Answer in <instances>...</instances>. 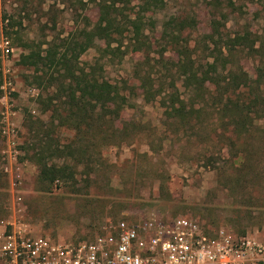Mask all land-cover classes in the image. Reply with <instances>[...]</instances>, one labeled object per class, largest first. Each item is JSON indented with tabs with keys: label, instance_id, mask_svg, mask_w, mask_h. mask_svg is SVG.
Instances as JSON below:
<instances>
[{
	"label": "rangeland",
	"instance_id": "rangeland-1",
	"mask_svg": "<svg viewBox=\"0 0 264 264\" xmlns=\"http://www.w3.org/2000/svg\"><path fill=\"white\" fill-rule=\"evenodd\" d=\"M98 1L0 0V46L8 40L11 48L5 53L0 47V218L19 196L18 204L34 232L53 240L77 242L92 237L111 220H136L156 212L196 218L209 235L222 228L234 236L247 235L264 242V141L255 137L252 166L242 170L243 180L236 185L235 167L241 158H236L225 137L209 136L214 127L219 130L218 121L207 114L196 129L176 132L177 127L165 124L159 99L132 100V107L123 116L136 124L128 137L107 139L88 167L76 166L75 181L58 182L48 191L41 190L28 148L33 142L28 132L30 121L42 120L43 128L61 143L71 137V132L63 128L50 131L49 113L42 112L37 99L40 88L31 81L30 69L19 64V57L26 43H42L82 25L83 14L93 20L99 12ZM137 1L127 4V14ZM163 1L145 30L152 44L149 56L159 59L172 56L160 39L164 19L194 16L196 26L184 34L194 42L210 30L214 12L209 0ZM234 1L244 14L226 7V30L233 33L243 24L260 30L264 0ZM5 28L12 33L5 34ZM128 41L127 36L124 44ZM98 54L92 48L81 60L92 61ZM143 57V50L135 53L130 45L121 57H107L104 75L111 81L125 79ZM243 65L252 70L251 60L243 59ZM207 112L215 115L212 107ZM4 121L10 128L9 136L2 134ZM17 166L22 183L12 188Z\"/></svg>",
	"mask_w": 264,
	"mask_h": 264
},
{
	"label": "trees",
	"instance_id": "trees-1",
	"mask_svg": "<svg viewBox=\"0 0 264 264\" xmlns=\"http://www.w3.org/2000/svg\"><path fill=\"white\" fill-rule=\"evenodd\" d=\"M130 3L99 0L93 20L83 14L84 23L63 36L24 45L19 64L30 69L31 81L40 88L37 99L42 112L49 113L50 131L71 132L61 143L43 128L42 120L30 121L33 142L28 148L41 190L75 181L76 166L88 167L107 139L128 137L136 124L123 116L138 97L145 102L159 99L165 124L177 127L176 132L196 129L207 114L218 121L219 130L214 127L209 136L225 137L236 158H241L234 178L240 185L242 172L252 166L255 137L264 141V21L260 30L243 24L231 33L226 30L225 8L244 14L241 7L234 0H209L214 9L210 30L194 42L184 35L196 26L194 16L173 15L162 21L160 39L172 56L159 59L149 56L152 44L145 30L164 1L138 0L127 14ZM12 25L9 20L8 26ZM4 33L12 32L5 28ZM130 45L135 53L144 51L143 59L137 60L127 78L111 81L104 75L107 57H121ZM92 48L98 56L82 61ZM243 59L252 61L251 71ZM1 76L0 72V84ZM208 107L215 115L207 112Z\"/></svg>",
	"mask_w": 264,
	"mask_h": 264
},
{
	"label": "built area",
	"instance_id": "built-area-1",
	"mask_svg": "<svg viewBox=\"0 0 264 264\" xmlns=\"http://www.w3.org/2000/svg\"><path fill=\"white\" fill-rule=\"evenodd\" d=\"M0 47L11 51L8 40ZM9 133L4 121L2 134ZM14 173L12 188L22 183L20 166ZM16 199L0 218V264H264V243L222 228L209 235L198 219L186 215L123 217L90 238L53 240L34 232Z\"/></svg>",
	"mask_w": 264,
	"mask_h": 264
},
{
	"label": "crops",
	"instance_id": "crops-1",
	"mask_svg": "<svg viewBox=\"0 0 264 264\" xmlns=\"http://www.w3.org/2000/svg\"><path fill=\"white\" fill-rule=\"evenodd\" d=\"M257 241L262 242V241H260V240H257ZM262 243H264V242H262Z\"/></svg>",
	"mask_w": 264,
	"mask_h": 264
}]
</instances>
